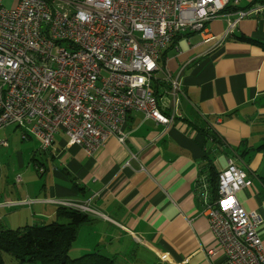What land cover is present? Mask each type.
Instances as JSON below:
<instances>
[{
    "label": "crops",
    "instance_id": "1",
    "mask_svg": "<svg viewBox=\"0 0 264 264\" xmlns=\"http://www.w3.org/2000/svg\"><path fill=\"white\" fill-rule=\"evenodd\" d=\"M255 5L261 12L242 19L219 45L187 32L163 49L159 65L179 77L183 93L168 127L131 112L120 127L125 141L110 137L92 157L68 145L62 132L39 151L32 135L22 139L15 125L1 128L0 227L65 224L55 202L81 203L98 215L78 229L70 248L76 258L98 253L113 264H221L203 214L212 202L207 165L219 174L232 161L251 182L236 198L262 216L264 245V202L255 193V183L264 190V150H258L264 145V0H239L235 9ZM225 27L217 19L207 30L220 38Z\"/></svg>",
    "mask_w": 264,
    "mask_h": 264
},
{
    "label": "built area",
    "instance_id": "2",
    "mask_svg": "<svg viewBox=\"0 0 264 264\" xmlns=\"http://www.w3.org/2000/svg\"><path fill=\"white\" fill-rule=\"evenodd\" d=\"M0 0V129L15 125L46 151L58 132L92 157L110 137L125 141L131 112L170 126L183 95L178 76L159 65L163 49L183 33L219 45L262 6L235 9L239 0ZM226 22L217 38L207 25ZM159 74L162 77H159ZM166 84L164 96L160 87ZM232 161L218 174L217 199L203 214L222 252L221 264H264L262 216L236 194L249 187ZM86 215L89 205L56 201Z\"/></svg>",
    "mask_w": 264,
    "mask_h": 264
},
{
    "label": "trees",
    "instance_id": "3",
    "mask_svg": "<svg viewBox=\"0 0 264 264\" xmlns=\"http://www.w3.org/2000/svg\"><path fill=\"white\" fill-rule=\"evenodd\" d=\"M175 37L174 42L179 38ZM240 41L255 43L251 39L240 37ZM260 45V44H259ZM258 150H264L261 145ZM208 184L211 190V201L217 199L218 174L209 163ZM264 186V176L260 177ZM58 216L67 220L64 224L51 222L41 226H26L22 229H0V264L3 256L10 255L21 263L38 264H113V261L101 254L91 253L70 259L68 253L76 239L78 229L89 221L88 215L78 211L58 208Z\"/></svg>",
    "mask_w": 264,
    "mask_h": 264
},
{
    "label": "rangeland",
    "instance_id": "4",
    "mask_svg": "<svg viewBox=\"0 0 264 264\" xmlns=\"http://www.w3.org/2000/svg\"><path fill=\"white\" fill-rule=\"evenodd\" d=\"M16 3H17V0H3L2 1V5L6 9H13L16 6ZM255 185L258 188L255 193L258 195L259 199L264 202V190L262 189V187L258 183H255ZM0 229H1V227H0ZM14 229H17V228H14ZM68 256L70 259L76 258V255H74V253L72 251H70L68 253ZM3 260H4V264H32V263H28V262L21 263V262L17 261L15 258H13L12 256L6 255V254L3 256ZM153 263L157 264L155 261ZM35 264H38V263H35Z\"/></svg>",
    "mask_w": 264,
    "mask_h": 264
}]
</instances>
